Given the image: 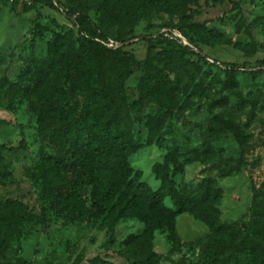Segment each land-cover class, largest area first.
<instances>
[{"label":"rangeland","instance_id":"1","mask_svg":"<svg viewBox=\"0 0 264 264\" xmlns=\"http://www.w3.org/2000/svg\"><path fill=\"white\" fill-rule=\"evenodd\" d=\"M53 1L55 6L61 4L62 11L89 9L90 18L96 23L99 20L96 9L102 0ZM112 1L128 8L120 13V20L107 22L108 37L130 32L126 50L136 60L153 58L154 68L161 70L155 54L167 45L153 42L155 49L148 53L147 38L177 32V26H183L204 56L188 57L199 70L184 73L177 81L180 102L158 130L164 141L161 148L154 143L143 145L147 131L139 122L153 116L156 109L142 99L141 70L132 68L123 76L115 73L113 99L120 106L121 118L131 125L133 139L143 145L129 157L130 168L155 190L160 180L154 168L163 163L167 150L176 147L182 164V172L172 178L176 189L192 196L216 190L217 224L231 225L235 239L242 238L264 224V216L254 211L264 202V67L259 73L257 63L264 58V0H172L166 11L149 12L144 19L137 18L134 1ZM76 34L72 22L60 11L27 6L23 0H0V146H20L19 151L4 155L9 165L0 182V201L15 200L34 216L19 234L5 242L0 239V264H93L94 258L131 264L128 258L139 249L145 234L144 225L136 219L120 220L113 227L103 221L88 222L80 206H89L90 186L82 185L75 194L68 188L81 176L71 147L64 145L71 126L63 121L47 127V121H38L36 109L49 88L34 87L32 73L47 56L56 35L75 42ZM78 60L77 82L59 81L66 92L63 108L70 114H78L82 107L79 72L85 63ZM224 64L243 70L236 75L234 88L249 102L236 110L235 124L245 134L242 147L231 133L216 137L211 131L213 116L223 108L221 98H228L231 109L238 103L225 88ZM54 161L64 164L56 174ZM164 205L176 211L169 198ZM260 211L264 212V205ZM173 232L156 230L150 240L141 242L145 253L149 249L155 254L154 264H213L214 250L209 244L213 230L205 223L187 212L179 213Z\"/></svg>","mask_w":264,"mask_h":264},{"label":"trees","instance_id":"2","mask_svg":"<svg viewBox=\"0 0 264 264\" xmlns=\"http://www.w3.org/2000/svg\"><path fill=\"white\" fill-rule=\"evenodd\" d=\"M27 6L44 5L52 10L60 11L74 25L77 34L75 42L68 36L56 35L48 45L47 56L38 64L32 73L34 87L46 86L49 91L43 94L37 106L38 121H47V127L52 124L67 122L71 126V134L64 142L70 146L74 155V163L80 172V177L68 185L70 194H75L82 185L90 186L89 206H80L82 213L90 223L103 221L113 227L120 220L136 219L144 225L145 234L139 241V249L134 250L128 258L131 264H154L155 254L149 249L146 253L141 242L150 240L156 230L167 228L173 234L174 218L177 214L187 212L205 223L213 233L209 236V244L214 250L213 264H264V224L257 225L242 238H236L231 225L217 224L213 201L218 192L205 190L199 196L182 194L176 189L172 178L182 172V164L178 158V150L173 147L167 150L163 163L155 166L154 171L160 180V186L152 190L141 182L140 173L129 166V157L138 152L143 145L154 143L163 146V138L158 130L169 120L179 105L180 95L177 92V81L184 73H197L199 67L188 60L189 56L203 59V53L196 41L184 32L183 26L174 28L191 46L182 45L175 39L160 34L155 39L147 38V52L154 51L152 44L164 43L166 48L159 50L155 57L161 70L154 68L153 58L138 61L126 50L131 40L130 32L118 34L115 38L108 37L106 26L108 21L120 20V13L127 11L124 6H118L112 0H102L97 6L98 22L89 16V9L81 12L61 10L60 3L53 5V0H25ZM138 19H144L149 12H164L172 0H132ZM200 39H205L200 35ZM111 40L121 44L118 48H108L100 42ZM76 44L77 48H75ZM169 45V47H168ZM85 63L80 71L83 78L81 88L82 107L78 114H71L63 108L66 92L59 81L66 78L71 83L76 81L75 73L78 62ZM259 73L264 67V58L257 62ZM222 70L225 88L231 90L238 101L236 109L228 106V98L220 100L223 108L213 116L211 131L216 137L221 132L233 135L240 147L244 145L245 134L235 124L236 110L248 104L242 95L234 90L235 77L243 72L234 64H224ZM243 67H248L244 64ZM132 68L142 72V99L151 103L156 113L147 116L140 127L147 131L145 143H137L132 136L131 125L120 116V106L113 99L116 88L115 73L120 76L129 75ZM113 73V74H112ZM53 82V84H51ZM77 82V81H76ZM253 106L254 103L250 102ZM73 117V118H72ZM140 132V131H139ZM19 147L2 148L0 146V182L5 180L9 165L6 153H15ZM64 166L62 161L52 164L55 174ZM169 198L176 211L164 205ZM73 205V203H68ZM255 206V212L264 216L260 207ZM34 219L31 212L15 200L0 201V239H7L19 234L23 224ZM137 238L131 237V240ZM93 264H110L99 258H94Z\"/></svg>","mask_w":264,"mask_h":264},{"label":"built area","instance_id":"3","mask_svg":"<svg viewBox=\"0 0 264 264\" xmlns=\"http://www.w3.org/2000/svg\"><path fill=\"white\" fill-rule=\"evenodd\" d=\"M13 1V0H11ZM22 1V0H19ZM25 1V0H23ZM26 2V1H25ZM28 4V2H26ZM165 36H168V32H164ZM169 37L172 39L177 40L178 42H180L182 45L187 46V47H191L186 40L177 32H173L169 34ZM102 45L108 47V48H118L121 46V44L117 43V42H113L111 40H108L107 42H100Z\"/></svg>","mask_w":264,"mask_h":264}]
</instances>
